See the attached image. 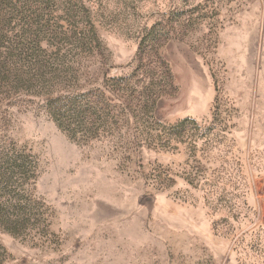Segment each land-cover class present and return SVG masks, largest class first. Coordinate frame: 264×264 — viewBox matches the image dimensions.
Here are the masks:
<instances>
[{
	"label": "rangeland",
	"instance_id": "1",
	"mask_svg": "<svg viewBox=\"0 0 264 264\" xmlns=\"http://www.w3.org/2000/svg\"><path fill=\"white\" fill-rule=\"evenodd\" d=\"M5 13L0 264H264V0H0ZM147 42L174 86L130 119L108 90ZM186 117L218 134L201 164L158 135ZM200 165L196 186L183 173Z\"/></svg>",
	"mask_w": 264,
	"mask_h": 264
},
{
	"label": "trees",
	"instance_id": "2",
	"mask_svg": "<svg viewBox=\"0 0 264 264\" xmlns=\"http://www.w3.org/2000/svg\"><path fill=\"white\" fill-rule=\"evenodd\" d=\"M2 15L5 19L8 14H0V21ZM152 43L147 42L139 46L136 61L131 72L114 76L111 79L112 84L110 87H112V90H108V92L114 96V100H116L115 105L122 107L129 114L130 119L134 116L138 117L136 114L141 113V111L148 110L147 107L153 108L158 99L169 88L174 86L173 74L168 62L159 54ZM10 65L9 58H6L4 53L0 55V83L2 79L1 74H6L9 71ZM4 98H9V94L5 95ZM59 98L61 99V97ZM57 102L58 99L55 101L54 99H49L46 107L49 110V114L63 128L64 106L61 104L62 107H58ZM83 105L90 106L93 103L88 102L83 103ZM84 115L85 119L86 116L89 117L86 113ZM160 127L161 130H159L160 134L158 135L165 141V144L162 145L163 147L167 145L170 147L172 143H175L174 147L178 149L180 146L185 145L187 150L191 148V156L199 164H201V161L197 159L199 153L202 152L203 155L204 150L212 144L214 139L218 138V134L214 132L215 128L211 126L203 128L195 118L190 117L181 119L174 124L167 125L162 123ZM202 139L206 140V145L205 148L199 149L198 145ZM183 177L189 183L197 186L202 179L206 178V168L200 165L197 172L194 173V177H190L187 171L183 173Z\"/></svg>",
	"mask_w": 264,
	"mask_h": 264
}]
</instances>
